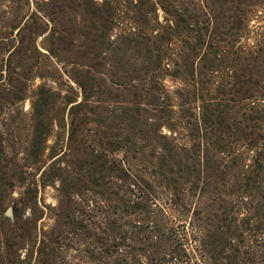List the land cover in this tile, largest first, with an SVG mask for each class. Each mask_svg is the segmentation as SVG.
<instances>
[{
  "label": "rangeland",
  "instance_id": "374dc122",
  "mask_svg": "<svg viewBox=\"0 0 264 264\" xmlns=\"http://www.w3.org/2000/svg\"><path fill=\"white\" fill-rule=\"evenodd\" d=\"M0 264H264V0H0Z\"/></svg>",
  "mask_w": 264,
  "mask_h": 264
},
{
  "label": "trees",
  "instance_id": "16d2710c",
  "mask_svg": "<svg viewBox=\"0 0 264 264\" xmlns=\"http://www.w3.org/2000/svg\"><path fill=\"white\" fill-rule=\"evenodd\" d=\"M141 38L142 39H145L146 41H147V43H146V51H147V57H148V59L147 60H151V56H152V50L150 49L151 48V45H150V43L149 42H152V39L151 38H149V37H143V36H141ZM162 38V37H161ZM162 41V40H161ZM139 43H140V41H139ZM152 43H154V42H152ZM155 98H156V96H155ZM204 119H205V117H204ZM207 117H206V119L204 120L205 122H207ZM159 140H167V138L165 137V136H163V135H160L159 136ZM163 146L164 147H166V149H168L167 148V146L165 145V144H163ZM173 150H170V152H172ZM198 150H196V148H195V150L193 151V156L192 155H189L190 157H193L194 159H196V158H200V154H198V152H197ZM263 155V152L262 153H260L259 155H258V157H257V159H256V165L258 166L257 168H258V171H260V170H262L263 171V169H261V165H260V158H261V156ZM198 165V164H197ZM202 169H204L205 170V168H206V166L205 165H203V167H201ZM195 171H197V172H201V170H200V167H199V170L198 169H196ZM198 174V173H197ZM260 176V174H255V178H258ZM252 178L253 177H251V178H249V180H252Z\"/></svg>",
  "mask_w": 264,
  "mask_h": 264
},
{
  "label": "water",
  "instance_id": "95a60500",
  "mask_svg": "<svg viewBox=\"0 0 264 264\" xmlns=\"http://www.w3.org/2000/svg\"><path fill=\"white\" fill-rule=\"evenodd\" d=\"M8 214H9L10 216L13 215V213H12V209H9Z\"/></svg>",
  "mask_w": 264,
  "mask_h": 264
}]
</instances>
